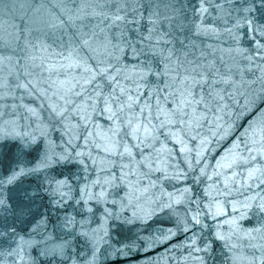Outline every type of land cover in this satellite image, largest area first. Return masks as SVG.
<instances>
[{
    "label": "snow or ice",
    "instance_id": "obj_1",
    "mask_svg": "<svg viewBox=\"0 0 264 264\" xmlns=\"http://www.w3.org/2000/svg\"><path fill=\"white\" fill-rule=\"evenodd\" d=\"M20 7L0 37V264H104L161 213L195 264H264V0Z\"/></svg>",
    "mask_w": 264,
    "mask_h": 264
},
{
    "label": "water",
    "instance_id": "obj_2",
    "mask_svg": "<svg viewBox=\"0 0 264 264\" xmlns=\"http://www.w3.org/2000/svg\"><path fill=\"white\" fill-rule=\"evenodd\" d=\"M31 2L32 0H0V37L5 32H10L13 25H18L22 17L31 13V9L20 7L21 4L26 5ZM208 42L212 43V41ZM245 46H248L247 41H245ZM25 102L29 101L26 99ZM239 123L246 124L247 121L242 120ZM208 127L212 126L209 125ZM203 134H208L207 129ZM232 139H235V137H232ZM229 143L230 141L223 143L219 148L211 152L207 159L211 160L212 156L218 157L221 155L223 149L227 148ZM33 156H35V153H33ZM212 162L214 163V161ZM237 179L240 181V184L245 183L240 177H237ZM29 182L34 183L35 178L30 177ZM231 187L239 188V191L233 192V197L229 199H239L243 196L251 195L258 190L251 188L249 191H245L238 184H233ZM169 190L171 189L169 188ZM261 194H264V192ZM174 220L175 218L171 217L168 213H161L152 216L150 219L146 218L143 221H135L114 232L113 242L119 239L122 242L135 241L136 243L133 250L126 254V257H116L113 254L104 260V264H195V261L187 256V253L192 251L188 246V238L191 233L186 234L182 231H177L174 227ZM208 223L211 224L212 221H208ZM169 228L172 229L170 236L166 232ZM160 229L164 231H158ZM161 236L164 237L163 240L160 239ZM237 251H240V249H237ZM243 253L250 255V251L247 248L243 249ZM241 264H246V262L241 260Z\"/></svg>",
    "mask_w": 264,
    "mask_h": 264
}]
</instances>
